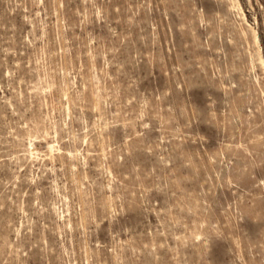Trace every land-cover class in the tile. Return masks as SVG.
Returning <instances> with one entry per match:
<instances>
[{"label":"rangeland","instance_id":"rangeland-1","mask_svg":"<svg viewBox=\"0 0 264 264\" xmlns=\"http://www.w3.org/2000/svg\"><path fill=\"white\" fill-rule=\"evenodd\" d=\"M0 264H264V0H0Z\"/></svg>","mask_w":264,"mask_h":264}]
</instances>
